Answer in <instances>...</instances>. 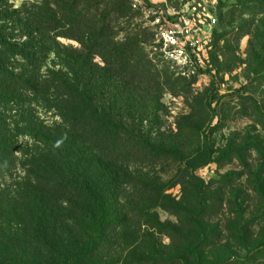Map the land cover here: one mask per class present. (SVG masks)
<instances>
[{
	"label": "trees",
	"instance_id": "obj_1",
	"mask_svg": "<svg viewBox=\"0 0 264 264\" xmlns=\"http://www.w3.org/2000/svg\"><path fill=\"white\" fill-rule=\"evenodd\" d=\"M130 2L0 0V264H264V237L247 250L245 222L243 234L230 222L210 224L208 216L224 212L220 192L207 202L198 195L206 213L191 221L196 242L172 229L164 252L133 262L112 255L126 236L115 229L130 226V210L141 212L146 197L137 190L131 204L124 195L129 169L176 154L144 126L161 110L146 91L160 95L162 85L150 33L132 26ZM206 151L200 166L212 155L207 143Z\"/></svg>",
	"mask_w": 264,
	"mask_h": 264
},
{
	"label": "rangeland",
	"instance_id": "obj_2",
	"mask_svg": "<svg viewBox=\"0 0 264 264\" xmlns=\"http://www.w3.org/2000/svg\"><path fill=\"white\" fill-rule=\"evenodd\" d=\"M23 1L10 0L16 7ZM130 1L137 14L132 26L139 24L150 33L147 50L162 85L160 95L152 88L146 91L152 101L158 96L161 110L144 126L152 127L150 136L176 154L129 169L133 180L124 195L131 204L139 197L137 190L142 189L146 197L141 212L138 206L130 210V226L115 229L126 236L112 255L133 262L164 252L173 242L172 229L194 237L192 241L185 237V244L196 242L201 234L191 221L201 223L206 213L200 197L207 202L215 192L224 197L225 207L214 216L211 210L210 224L224 228L230 222L240 228L245 222L250 250L264 237V113L259 112V107L264 109V0H149L172 20L185 15L198 31L202 65L191 77L178 74L161 55L151 8L142 0ZM211 18L217 19L216 24ZM96 61L103 63L99 57ZM168 68L174 73L171 81H178L174 90L166 84ZM206 143L212 155L200 166L209 157ZM240 230L243 234L244 228ZM238 248L239 256L245 257L246 248ZM218 251H224V246Z\"/></svg>",
	"mask_w": 264,
	"mask_h": 264
},
{
	"label": "built area",
	"instance_id": "obj_3",
	"mask_svg": "<svg viewBox=\"0 0 264 264\" xmlns=\"http://www.w3.org/2000/svg\"><path fill=\"white\" fill-rule=\"evenodd\" d=\"M149 14L163 58L182 76L191 77L196 74L202 65L199 53L202 41L191 20L185 15L172 20L161 9L155 8H151ZM216 22V18H211L212 24Z\"/></svg>",
	"mask_w": 264,
	"mask_h": 264
}]
</instances>
